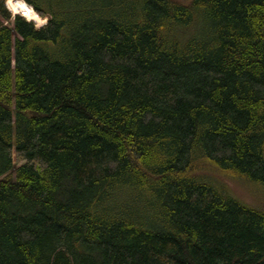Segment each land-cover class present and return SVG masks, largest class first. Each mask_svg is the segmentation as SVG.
<instances>
[{"label":"trees","instance_id":"16d2710c","mask_svg":"<svg viewBox=\"0 0 264 264\" xmlns=\"http://www.w3.org/2000/svg\"><path fill=\"white\" fill-rule=\"evenodd\" d=\"M0 0V264H264V0Z\"/></svg>","mask_w":264,"mask_h":264},{"label":"rangeland","instance_id":"374dc122","mask_svg":"<svg viewBox=\"0 0 264 264\" xmlns=\"http://www.w3.org/2000/svg\"><path fill=\"white\" fill-rule=\"evenodd\" d=\"M44 18H46L47 20H46V22L41 20L42 26L44 25L43 27H45L48 23V17H44ZM28 22H30V21H28ZM30 23H32V22H30ZM34 26H35V28L40 29V28L36 27L35 24H34ZM38 26H41V25H38ZM42 26H41V28H43ZM228 185H229L230 189L232 190V192L237 197H239L240 199H242L245 202H248L250 204H253L254 206L264 207V190L263 189L258 188V187H254V186H248V185L236 183V182H231V181L228 182Z\"/></svg>","mask_w":264,"mask_h":264},{"label":"built area","instance_id":"2783aa9c","mask_svg":"<svg viewBox=\"0 0 264 264\" xmlns=\"http://www.w3.org/2000/svg\"><path fill=\"white\" fill-rule=\"evenodd\" d=\"M13 3L14 4L19 3V4L23 5L22 7H18L16 13L14 14L12 11L9 10L7 5L5 4L6 8L12 14L13 17L21 16V17L27 19L28 21L34 23L36 25V27H38V28H41V26H42L41 20L46 22L47 19L42 17L38 12H36L35 9L29 3H27L26 0H13ZM38 25H41V26H38Z\"/></svg>","mask_w":264,"mask_h":264},{"label":"clouds","instance_id":"9594fccd","mask_svg":"<svg viewBox=\"0 0 264 264\" xmlns=\"http://www.w3.org/2000/svg\"><path fill=\"white\" fill-rule=\"evenodd\" d=\"M6 5L9 8V10L12 11L14 14L16 13L18 7H22L23 6V5L19 4V3L14 4L13 0H6Z\"/></svg>","mask_w":264,"mask_h":264}]
</instances>
